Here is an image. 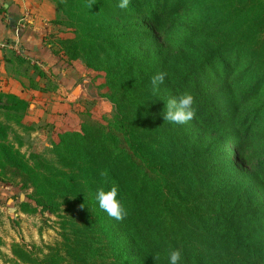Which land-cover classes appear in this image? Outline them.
I'll list each match as a JSON object with an SVG mask.
<instances>
[{"label": "trees", "instance_id": "16d2710c", "mask_svg": "<svg viewBox=\"0 0 264 264\" xmlns=\"http://www.w3.org/2000/svg\"><path fill=\"white\" fill-rule=\"evenodd\" d=\"M55 2L66 16L57 24L74 33L56 52L105 74L115 112L105 124L59 133L34 167L7 140L10 122L38 129L27 121L30 102L0 92L9 120L0 121V181L34 189L36 206L20 203L22 212L40 207L62 218L58 259L41 264H168L173 249L182 264H264L255 189L264 188V0H130L126 9L120 0ZM161 31L174 52L158 45ZM158 72L165 80L153 91ZM184 93L194 97L195 118L164 121L168 99ZM253 161L254 171L246 167ZM112 186L127 210L122 220L95 200Z\"/></svg>", "mask_w": 264, "mask_h": 264}, {"label": "crops", "instance_id": "0c3cea01", "mask_svg": "<svg viewBox=\"0 0 264 264\" xmlns=\"http://www.w3.org/2000/svg\"><path fill=\"white\" fill-rule=\"evenodd\" d=\"M0 5L3 6L0 8V92L13 93L30 102L29 123L46 122L56 125V129L65 127L75 118L77 106L67 98V89L71 87V96L77 97L92 93L94 83L90 78L77 79L81 75L76 74V67L90 71L83 63L66 64L62 54L56 52L52 39L60 27L55 23L56 5L53 0H15V3L0 0ZM29 12L33 14L29 16ZM23 20L25 28L20 30ZM6 41L17 43L23 55L3 48ZM18 56L36 63L37 67H29ZM68 130L72 131L70 128L56 131L54 138ZM11 190V184L0 181V238L6 243L12 241L14 224L25 227L28 221V215L20 210L18 196L10 195Z\"/></svg>", "mask_w": 264, "mask_h": 264}, {"label": "rangeland", "instance_id": "374dc122", "mask_svg": "<svg viewBox=\"0 0 264 264\" xmlns=\"http://www.w3.org/2000/svg\"><path fill=\"white\" fill-rule=\"evenodd\" d=\"M53 2L56 5L57 11L56 24L58 20L65 22L66 16L58 11V5L56 4L55 0H53ZM12 3H15V0H12ZM2 7L3 6L0 5V8ZM32 14L33 13L29 12V16ZM57 25L60 27L58 28L59 31L55 32L54 37L52 38L54 43L57 44L59 38L74 36L72 28L63 24ZM149 37L150 38L148 41L154 40L152 36ZM157 41L159 42V46H161V44H165L168 46L167 48H169L170 52L175 51L173 48H171L169 37L166 32L161 31V33L158 35ZM19 58L24 60V57L22 56ZM24 61H26V64H28L29 67H37L36 63L34 64L33 62L27 60ZM65 63L67 64V62ZM75 72L76 74L81 75L80 78L77 79L90 78L94 85L92 93L79 94L77 97L71 96V87L67 89V98H69V100L77 106L75 114L76 116H74L75 118H73L70 123L68 122L65 127L57 126L56 129V125L52 126L47 125L46 122H36L37 124L33 127H38V131L31 132L30 130L25 131L21 127L17 126L16 124H11L12 122H10L12 128L8 134V142H11L17 149H19L21 153L25 155V158L29 160V163L34 167L41 166L49 157L52 144L54 141H56V136L54 138L53 135L56 131H62L63 128L78 130L80 123L84 121L101 122L105 124L107 123L106 120L113 117L115 106L108 98V95L110 94L108 87H104V83L106 81L105 74L93 71L92 69H90V71L87 69L85 70L81 66L76 67ZM34 106L35 104L33 107ZM0 121L9 123L7 113L3 110H0ZM262 126H264V123ZM206 135L209 139V137H211L213 134L211 130H206ZM232 147L233 146L230 145L228 146V149L230 150ZM256 163V161H253L250 164H247L246 167L254 171L252 167H254L253 165H256ZM0 171L5 172L2 166H0ZM6 176L12 178L13 175L8 173ZM7 184H11V187L13 188L10 195L18 196V203L30 202L32 206H36L32 198V196H35V192L32 187H25L23 181L18 178H16V180H14L12 183ZM255 189L258 191L259 196L264 201V188L255 185ZM25 214L28 215V218H26L28 221L26 224H24L25 227L17 222L14 224V232L11 236L12 241H8L6 243L4 240H1L2 238H0V264H41L52 254L54 255L53 257L58 259L56 251H53L52 248H56L62 241V218L59 217L58 213L42 211L40 207H38L36 212H25ZM114 231L116 232L119 239H122L124 242L128 243V241L125 240L124 234L122 232L117 231V229H114ZM18 252L20 254L25 252L27 254V257H25L26 260L14 254ZM111 261L112 259L108 258H98L97 264H110Z\"/></svg>", "mask_w": 264, "mask_h": 264}, {"label": "clouds", "instance_id": "9594fccd", "mask_svg": "<svg viewBox=\"0 0 264 264\" xmlns=\"http://www.w3.org/2000/svg\"><path fill=\"white\" fill-rule=\"evenodd\" d=\"M130 0H120L118 7L126 9ZM166 73L158 72L151 77L150 84L153 91H157L164 83ZM196 116L195 100L191 94L184 93L177 97L168 99L163 112L164 121L182 125L192 120ZM101 175H106L101 173ZM95 200L100 209L116 220H122L127 216V210L120 198L119 190L116 186L108 190L99 189L95 194ZM182 253L179 249H173L168 253V264H182Z\"/></svg>", "mask_w": 264, "mask_h": 264}, {"label": "built area", "instance_id": "2783aa9c", "mask_svg": "<svg viewBox=\"0 0 264 264\" xmlns=\"http://www.w3.org/2000/svg\"><path fill=\"white\" fill-rule=\"evenodd\" d=\"M26 21L25 20H23L22 22H21V24H19V28L18 29H20V30H23V28H25V23ZM2 47L3 48H10L13 52H15L17 55H23V50L20 48V46L17 44V43H9V42H4L3 44H2Z\"/></svg>", "mask_w": 264, "mask_h": 264}]
</instances>
